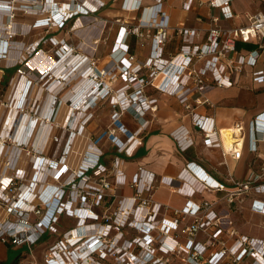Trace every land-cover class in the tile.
I'll use <instances>...</instances> for the list:
<instances>
[{
	"label": "built area",
	"instance_id": "2783aa9c",
	"mask_svg": "<svg viewBox=\"0 0 264 264\" xmlns=\"http://www.w3.org/2000/svg\"><path fill=\"white\" fill-rule=\"evenodd\" d=\"M53 1L55 11H48L51 16L41 22L44 23L42 25H46L45 27L51 28V33L62 30L70 22L73 27L79 17L83 18L88 14L79 10L85 8L83 4L74 6L78 8V11L76 8L75 11H71L72 2H66L69 5L68 13L59 15L58 3ZM152 1L155 3L148 7L141 6L142 0H122L121 3V9L126 12L138 11L141 7L142 9L139 10L141 12L139 24L135 29L120 28L112 51V55L117 53L122 56L114 63L118 83L114 87L113 95L110 96V100L114 102L112 124L108 132L104 134L109 135L108 139L112 141L110 143L112 146L111 168L109 169L100 162L103 153L96 146L104 135L96 137V142L88 141L85 149L91 147L88 153L87 150L86 153L84 152L85 156L83 154L82 157L74 156L71 159L64 156L55 158L54 155L60 138L63 134L68 136L70 127L76 131L72 132L73 136L64 140L62 153L67 154L71 149V144L76 147L83 145L82 138L78 136L79 132L86 133L84 125L91 118V110L95 108L97 102L110 94L104 89L101 75L104 73L103 70L106 71L113 64L108 62L102 68L103 70L98 71L94 68V61L91 59V65L86 70L77 71L78 74L71 77L80 64L73 60V62L62 65L63 61L59 64L58 58L47 57L50 64L47 68L52 70L45 75L41 74L38 69L42 53L39 47L40 41H31L30 52H25L26 55L18 51L20 57L17 63L20 58L24 59L29 68L27 73L34 77V81H42L48 76L46 87L55 86L53 91L59 87L58 85L66 82V85L61 88L65 93L62 97L59 96L65 100L60 103L65 109L61 119V123L65 126L54 129V132L49 134L45 149H50V152L31 161L28 159L27 168L15 167L14 171H9L12 170L11 166L16 165L15 161L10 159L12 149H19L21 144L26 143L29 133L26 128L21 141H17L20 143L19 146L8 149L5 164L0 166V199L6 200L7 192L10 190L14 192L12 198L8 200V205H4V212L8 215L0 223V242L30 248L29 246L39 239L42 240L46 234L57 235V241L42 253L43 264H168L165 257H179L180 255L185 256L186 259L182 258L185 264H264V238L240 236L234 230H227L232 242L226 248L218 250L213 248L221 227L227 228L226 225L230 226L231 221H221L222 218L217 217L211 209L212 204L208 201H202L198 205L187 201L181 209L173 210L172 216H167L165 214L167 206L152 202L151 195L156 182L154 174L138 167L127 179L126 158L132 156L134 149L140 144V138L126 128L122 120V117L129 115L130 112L133 113L134 119H140L147 112L156 111V100L144 95V89L149 86L174 97L185 110H192L197 106H212L208 94L216 88H230L238 85L247 69L254 67L261 53L264 52V15L260 12L249 15L246 17L247 23L244 26L226 29L219 23L221 20L235 17L231 8L232 0H197L199 5L207 4L210 9L217 10L218 13L211 16L210 25L204 37L201 38V42L200 32L197 29L177 27L176 33L181 41L179 51L175 55L164 58L162 56L163 47L170 29L169 16L167 12L161 11L164 0ZM194 2L196 1L184 0L183 9L189 10ZM128 6L132 7L129 9ZM155 8L158 9L153 18L143 21V16L146 13L152 15ZM84 10L86 11V8ZM2 12L0 8V13ZM1 21L4 25L3 17ZM39 23L37 21L33 26L37 28ZM2 31L5 33L6 28ZM5 35H0V60L3 59L4 49L7 48L5 47ZM48 35L51 34L48 33ZM131 35L136 37L144 35L150 38V54L145 60L140 61L136 59L134 52H129L127 43ZM50 42L53 43L51 40ZM237 42L244 44L253 42L256 48L240 51L236 48ZM62 44L68 47L65 42ZM55 45L60 44L56 41ZM61 52L62 56L59 58L65 54ZM28 53L29 56H27ZM31 61L34 63L31 64ZM92 67L96 70L94 73H92ZM59 68L62 69L60 79L53 74V70ZM142 69L148 71L146 77L141 74ZM247 76L251 82L264 86V68L250 72ZM86 79L91 83L90 87L84 89L82 96L74 99L76 93L71 91L76 92ZM34 81L32 78H26L25 87L33 85ZM25 94L23 93V96L16 101L20 113H23L27 106ZM57 95H53L50 100L57 101ZM37 98L38 92L34 93L31 108L40 104L41 98ZM76 111L78 115L82 114V118H80V123L75 125ZM19 118L20 121L24 119L29 123L30 117L27 115L20 114ZM16 121L17 119L15 123ZM192 121L200 131L204 146L220 147L222 134L214 128L211 118L200 117L192 113ZM18 127L15 126V129L17 130ZM232 128L239 131L238 137L241 145L238 146V141H235L233 148L226 149V151L232 157L239 158L245 137L244 128L241 123L235 124ZM76 132H78L77 135ZM263 132L264 111L256 115L249 123V140L251 134L252 151L256 150V142H264ZM172 135L182 151L193 144L183 129H179ZM2 144L3 148L9 147L4 145V142ZM20 154L21 151H17V156ZM18 161L20 160L17 159ZM30 167L31 171L27 174ZM186 170L199 186L197 191H223V185L211 181L200 168L193 164H187ZM261 171L264 174V170L261 169ZM261 178L262 174L250 173L244 182L237 184L235 191L226 192L227 202L233 204L239 196L241 201L250 197L249 211L264 217V182ZM15 182H19L18 188L14 187ZM158 182L172 186L173 179L160 178ZM126 187L130 189V195L124 194ZM107 192L110 197L105 200ZM117 197H120L118 212H114V216H106L105 212ZM34 199H38L40 204H32ZM30 214L36 217L33 223L28 221ZM62 216L74 219L76 226L59 234L56 224ZM186 218L191 221L184 223ZM219 225L221 227L216 234H208L207 230H212ZM126 228L134 230L136 235L124 237ZM177 230V235L184 240L183 243L176 238Z\"/></svg>",
	"mask_w": 264,
	"mask_h": 264
},
{
	"label": "crops",
	"instance_id": "0c3cea01",
	"mask_svg": "<svg viewBox=\"0 0 264 264\" xmlns=\"http://www.w3.org/2000/svg\"><path fill=\"white\" fill-rule=\"evenodd\" d=\"M182 2L183 0H164V3L169 6V11L177 9L182 13L177 17L168 15L170 29L163 47L162 56L164 58L169 55H175L179 51L181 41L176 33L177 27L184 26L197 29L200 32L199 40L201 42V38L204 37L210 25L211 16L218 13L217 10L210 9L207 4L199 5L198 3L191 6L189 10H184L181 8ZM121 3L122 0H119L116 4L115 15L117 16L123 14L122 12H126L121 9ZM153 3L155 2L152 0H142L141 6L148 7L153 5ZM231 8L235 17L229 20H221L219 23L221 27L226 29L244 26L247 23L246 17L249 15L258 12L264 15V0H232ZM139 10L127 12L129 14L125 16L131 15L132 19L136 16L137 20H139L141 13ZM117 19V21H120V18ZM170 19L173 21L172 25ZM124 21L125 19L122 20V24ZM121 38L122 34L120 35ZM150 43V38H146L144 35L142 37L131 35L127 44L129 52H134L138 60H145L150 54ZM249 45H252V48ZM236 48L240 51L253 50L256 48V45L253 42L249 44L237 42ZM20 49L21 53H23V49ZM18 51L14 54V62L10 60L0 61V84L8 72L17 67L18 63L15 59L19 57L20 51ZM262 68H264V52L261 53L255 66L247 69L245 75L240 78L238 85L230 88H216L208 94L212 106H197L192 110H185L174 97L152 88L145 89L144 95L149 99L156 100L155 104L157 108L153 113L148 112L135 125L130 123L129 129L140 138V144L134 149L132 156L126 158L125 172L127 179L138 167L144 168L154 174L156 182L151 195L152 202L167 206L168 208L165 212L167 216H172L173 210L181 209L187 201L196 205L202 201H208L212 204L211 209L216 213L217 217L222 218L221 221L232 220L237 229L241 228L242 220L246 215L243 210L249 211V207L245 208L244 203L250 200V197L241 201V197L239 196L231 206L227 202L225 195L226 192L235 191L237 184L244 182L250 173L262 174L261 179L264 182V174L261 171V169L264 170V142H256V150L252 151L251 134L249 140L250 121L264 111V86L251 82L247 76L250 72L259 71ZM192 113L200 117L211 118L214 128L219 131L231 129L235 124L241 123L244 128L243 134L245 137L239 158H234L227 154L221 137L222 144L220 147L204 146L200 131L193 124ZM130 118H132L130 115L128 117L124 115L122 120L126 121ZM19 119H17L19 131L23 123L25 128L26 125L28 126L29 124L28 127H30L33 124L32 122H25L24 119L21 121ZM18 129H15V132ZM31 129L32 127L26 131L31 132ZM179 129H183L186 136L193 142L184 151L177 146L172 135ZM190 163L200 168L211 181L223 185V191H197L199 186L186 170V165ZM1 165L3 166L4 163H1ZM160 178L173 179L172 186L160 184L158 182ZM124 194L130 195V189L124 188ZM229 208L233 209L230 210ZM237 212L243 214L242 218L239 219V216H236ZM190 221L189 218H186L184 223H189ZM3 246L6 255L4 259H0L1 264L8 262L9 258L7 255L9 253L22 254V250L27 248L24 246L15 247L13 245L9 248L5 245Z\"/></svg>",
	"mask_w": 264,
	"mask_h": 264
},
{
	"label": "rangeland",
	"instance_id": "374dc122",
	"mask_svg": "<svg viewBox=\"0 0 264 264\" xmlns=\"http://www.w3.org/2000/svg\"><path fill=\"white\" fill-rule=\"evenodd\" d=\"M30 1V2H28ZM36 1V3H35ZM59 6L61 3L66 2H72L71 4V11H75L74 7L75 5H81L83 4L85 6V3L87 0H55ZM93 1V0H91ZM184 1V0H183ZM196 1V0H195ZM119 2V0H95L97 12L91 13L89 12L88 15L84 16L82 18V22L84 24V29L79 31H72L70 22L67 26H65L62 30L55 31L51 33V28L45 27L44 29H38L33 26L37 21H39L42 17L48 16L49 10L45 7L44 0H0V8H4V5H6L10 12H2L1 15L3 17V22L6 25V32L3 33V31H0V35H5V47L3 59L0 61H9L14 57V54L17 53V51L21 50L20 48L23 47V53L30 52L29 51V44L31 41L38 40L40 41L39 47L42 49V53L40 54L42 57H56L58 58L59 64H61L62 61L65 59H72L70 62H77V64H80L79 68H76V71H73V75H77V71H81L82 69L86 70L89 65H91L90 60L93 59L94 61V68L98 71L104 68L106 63L113 64L111 67H108V69L105 71L103 70V75H101L102 82L104 89L107 92H110L108 96H106L104 99L97 102L95 108L91 110V118L86 122L84 125L86 133L79 132V137L82 138L83 145L81 146H73L71 144V149L67 154L65 152L62 153V146L64 145V140L67 139V137L73 136L72 132H75L76 130L70 127L68 129V136L66 134H63V138H60V143L55 148V158H58L59 156L69 157L73 158L74 156H80L82 157L86 155L85 151L87 150V153L89 152V148L85 149L86 144L89 140L92 142H96V137L100 135H104L105 132L108 130V128L111 126V118L113 117V110L112 105L113 101L110 100V96L113 95L114 87L118 83V75L117 70L115 69L114 63L119 60V58L122 56V54L117 55V53H114L112 55V51L114 49L115 42L118 38L119 30L121 27L125 28L126 30H132L135 29L138 26V20L135 16L133 19L132 16H125L129 13L122 12L123 14H119L118 16L115 15V8L116 4ZM194 2L191 6L195 5ZM9 4V5H8ZM12 6V7H11ZM55 6V4H54ZM86 8V7H85ZM175 8V7H173ZM181 8L183 9V2L181 4ZM142 9V7H141ZM140 9V10H141ZM163 9L168 12L169 6L165 3L163 4ZM190 9V8H189ZM55 11V10H54ZM53 11V12H54ZM76 11H78V8H76ZM85 12V11H84ZM87 12V10H86ZM52 13V12H51ZM182 13L178 11L177 9H172L169 11L168 15L172 17L180 16ZM120 21H117L118 19ZM39 19V20H38ZM48 19V18H45ZM125 19L124 23L122 24V20ZM171 25L173 23L172 19ZM3 23V24H4ZM10 26V27H9ZM29 26V29H28ZM32 27V28H31ZM39 27V26H38ZM50 33L51 35H48ZM46 36V37H44ZM42 37H44L43 40H40ZM53 41V43L50 42ZM59 42L60 45H55V43ZM62 42H65V44L68 45V47H65ZM85 42V43H84ZM83 43V44H82ZM25 46H28L25 48ZM71 46V47H70ZM38 47V49H39ZM67 49V51L65 50ZM65 52L63 57L62 52ZM21 53V51H20ZM26 55V54H25ZM29 56V53L28 55ZM40 56V57H41ZM82 56V57H81ZM83 56H86L85 58ZM20 57V56H19ZM75 57V58H74ZM14 59V58H13ZM137 59V55H136ZM18 60V57L15 59ZM19 61L21 63H19ZM18 61L19 64H17V67L11 76L7 78L6 86H2L0 84V148L2 146V142H4V145L9 146L8 148H3L0 151V166L1 163L5 164L6 154L8 149H11V147L19 146L20 143L16 142L17 137H14L16 134L15 132V126L18 123H15V120L19 118L20 114H25L28 117H30L29 122H32L30 127H32V132L30 134V137L28 138V142L21 144L22 146H19V149H12V153L10 155V159L15 161L16 165L11 166L12 170L14 171L15 167H19L21 169H24L22 167H28L26 163L29 161L28 159L33 160L36 157H41L42 155H46V153L50 152V149H45L46 147V141L48 140L49 134L53 133L54 129H58L60 127L63 128L65 124L61 123L62 115L64 112V106L60 103L65 102L64 99L60 98L59 96H63L65 91L61 90L63 86L66 85L65 83H61V85H58L59 87L53 91V88L46 87L48 83V76L44 78L42 81H34V77L27 73L29 71V68L26 66V63L23 58H20ZM112 61V62H111ZM143 61V60H140ZM34 61H31V64H33ZM76 64V63H75ZM33 66V65H31ZM74 67V65H71ZM92 67V73H94L96 70ZM34 69V68H33ZM94 69V70H93ZM32 70V69H31ZM35 70V69H34ZM36 72V71H35ZM141 74L145 77L148 74V71L145 69H142ZM31 73V72H30ZM8 77V76H7ZM22 78H32L34 81V86L30 85L27 86L26 91L24 89L25 94V100L27 103V106L23 113L19 112V105H16V101L11 96V93L13 92L14 88L16 89V86L20 83ZM57 83V82H56ZM26 86V83H25ZM37 90H36V89ZM146 88H152V87H146ZM145 88V89H146ZM144 89V91H145ZM153 89V88H152ZM28 90V91H27ZM39 90V92H38ZM40 93L41 99L40 104L37 107L31 108L32 103L34 102V93ZM72 93H76L75 91H71ZM58 94V95H57ZM53 95H57L56 97L58 100L55 102H52L50 98ZM23 96V94H22ZM28 96V97H27ZM50 96L48 99L47 97ZM64 98V97H63ZM63 101V102H62ZM75 113V112H74ZM148 113V112H147ZM146 113V114H147ZM79 113L76 111L75 113V125L79 124L81 121L80 118L81 115H78ZM130 119L124 120L123 123L126 128L129 129L130 123L132 125H135L140 119H134L133 113H129ZM127 115V117L129 116ZM146 116V115H145ZM144 116V117H145ZM89 117V116H88ZM143 117V118H144ZM13 119V120H12ZM13 122L11 123L10 121ZM29 126V124H28ZM26 125V128H30ZM107 128V129H106ZM65 130V129H64ZM130 130V129H129ZM131 131V130H130ZM108 132V131H107ZM132 132V131H131ZM15 133V134H14ZM37 133H40V136L37 140V142L34 144H30V140L32 136L34 137ZM133 133V132H132ZM35 134V135H33ZM78 132H76V135ZM117 134V133H115ZM78 137V138H79ZM109 135H104V137L96 143V146L100 151H102V156L100 159V162L106 166V168H111V149L112 146L110 143L112 141L110 139ZM17 151H21V154L18 158ZM85 152V153H84ZM66 154V155H65ZM79 157V158H80ZM87 157V156H86ZM78 158V157H76ZM17 159L20 161L17 162ZM19 177V176H18ZM19 182H15L14 187L18 188ZM14 190H10L7 192V199H0V223L3 219L7 218L8 214H5L4 212V205H8V200L12 198ZM106 195L105 200L110 197L109 193ZM111 199V198H110ZM113 200V199H111ZM115 201L111 202L110 207L108 208L107 212H105L106 216H114V212H118V206H120V197H117L114 199ZM32 204H40V201L38 199H34ZM251 205V201L248 200L244 203V207L248 208ZM232 206V204H231ZM230 209V208H229ZM231 208L230 210H232ZM245 215V218L242 220V226L240 229H237V227L234 226V223L231 225H226L227 228H222L220 225L217 227H214L212 230H207L208 234H216V231L218 232L221 227V232L218 233L216 236V241L213 246L215 250H218L220 248H226L231 242V237L227 234V230H234L237 235H245L249 237H258V238H264V217L254 215L250 213L247 210H243ZM243 214H239L237 212L236 216H239V219L242 218ZM36 220V217L33 214H30L28 217V221L30 223H33V221ZM241 221V222H242ZM240 222V223H241ZM75 220L72 218H66L61 217L58 220V223L56 224L57 233L61 234L63 231H67L69 229H72L75 227ZM124 234V237L126 236H135L136 233L134 230H131L129 228H126ZM178 230L176 231V238L179 240L180 243H183V238L177 235ZM180 233V231H179ZM183 235V234H182ZM179 237V238H178ZM200 237H204L203 235H200ZM57 235H50L46 234L43 239H39L35 244L29 246L30 248H26L25 250H22V254H20L19 259L16 261L15 264H43V251L53 243L57 241ZM215 240V239H214ZM219 241V242H218ZM5 244L0 242V259H4L6 253L4 250ZM15 246V245H13ZM24 246V245H20ZM17 247V246H15ZM27 247V246H24ZM154 247L156 245L154 244ZM21 252V251H20ZM16 256V253H9L7 257L9 258L7 263L3 264H10L13 258ZM206 256V255H205ZM168 264H185L184 261H182V258L186 259L185 256L180 255L179 257L176 256H168L165 257ZM202 261V260H200ZM1 264V261H0Z\"/></svg>",
	"mask_w": 264,
	"mask_h": 264
},
{
	"label": "bare ground",
	"instance_id": "6f19581e",
	"mask_svg": "<svg viewBox=\"0 0 264 264\" xmlns=\"http://www.w3.org/2000/svg\"><path fill=\"white\" fill-rule=\"evenodd\" d=\"M20 1H22V0H20ZM98 1V0H97ZM28 2H30V1H28ZM45 2V7H46V9H48L49 11H54L55 10V6H54V1L53 0H46V1H44ZM35 3H36V1H35ZM96 4L97 3H95V0H93V1H91V0H87L86 1V3H85V7H86V10L88 11V12H86L83 8H80L79 10L82 12V13H89V12H91V13H93V12H95L96 13V10H97V8H96ZM154 4V3H153ZM9 5V4H8ZM12 7V6H11ZM129 7V9L132 7V6H128ZM8 7L6 6V5H4V8H2V11L3 12H10L9 11V9H7ZM57 8H58V13H59V15H61V14H63V13H68V9H69V5L67 4V3H61L59 6H57ZM156 9H158V8H155L153 11H152V15L151 14H149V13H146L144 16H143V21H147L149 18H153V16L155 15V11H156ZM85 11V12H84ZM161 11H163V12H165L166 13V11L162 8V10ZM151 13V12H150ZM3 13H0V17H1V19H2V15ZM88 15V14H87ZM48 16H51V14H48ZM48 16H45L44 17V19H42V17H40L41 19L38 21V22H40L39 23V27H37L38 29H44L45 28V26L46 25H42V24H44V23H41L42 21H44L45 20V18L46 17H48ZM1 19H0V28H1V30L0 31H2L3 29H5L6 28V25L4 24V25H2V21H1ZM10 27V26H9ZM32 28V27H31ZM85 27H84V24H83V22H82V18L81 17H79V19L73 24V27L71 26V29L70 30H72V31H79V32H81L83 29H84ZM28 29H29V26H28ZM82 29V30H81ZM40 59V62H38L39 63V67H38V69H39V71L41 72V74H48V72H50V70H52V69H49V68H47V66H49L50 64H49V61H48V58L47 57H40L39 58ZM72 59H68V60H64L63 62H62V65H64V64H66V63H69L70 61H71ZM10 61H12V62H14V59L12 58ZM49 70V71H48ZM62 69L61 68H59V69H56V70H53V74L57 77H59V79H60V77L62 76ZM25 78H22V80L20 81V83L16 86V89L14 88V90H13V92L11 93V96H13V98L15 99V100H19L20 99V97L22 96V94H23V92H24V89H25ZM90 85H91V83L88 81V79H86V80H84L81 84H80V86L77 88V90H76V95H75V97H74V99H77V98H79L80 96H82L83 94H84V89H88L89 87H90ZM38 92H39V90H38ZM38 98H41V96H40V93H38ZM37 98V99H38ZM10 121V120H9ZM21 129H20V131H19V129H18V131L16 132V134H15V137H17V141L19 142V141H21V139H22V137H23V135H24V130H25V127H24V123H23V125L20 127ZM23 128V129H22ZM221 134H222V139H223V142H224V145H225V148L227 149V150H231L232 148H233V144H234V142L235 141H238V146H240L241 145V140L239 139V131L237 130V129H235V128H231V129H226V130H222L221 131ZM29 135V136H28ZM33 135H35V134H33ZM39 136H40V133H37L34 137L32 136V138H31V140H30V144H34L35 145V143L37 142V140H38V138H39ZM30 137V134L28 133L27 134V139H26V142H28V138ZM237 137V138H236ZM236 139H238V140H236ZM16 141V142H17ZM2 146H3V144H2ZM2 146H1V148H0V151H1V149H2ZM9 151V150H8ZM8 151H7V155H8ZM30 171H31V167H30V170L28 171V173L27 174H29L30 173ZM191 182V181H190ZM87 264H89V263H87Z\"/></svg>",
	"mask_w": 264,
	"mask_h": 264
},
{
	"label": "trees",
	"instance_id": "16d2710c",
	"mask_svg": "<svg viewBox=\"0 0 264 264\" xmlns=\"http://www.w3.org/2000/svg\"><path fill=\"white\" fill-rule=\"evenodd\" d=\"M251 48H252V45H249ZM15 70H17L16 68H14V69H12L10 72H8V74L4 77V79L2 80V82H1V85L2 86H6V81H7V78H9V76H11V74L15 71ZM8 76V77H7ZM5 246L7 247V248H9L10 246H11V244L10 243H5ZM19 256H20V254H17L14 258H13V260L11 261V264H15L16 263V261L19 259Z\"/></svg>",
	"mask_w": 264,
	"mask_h": 264
}]
</instances>
